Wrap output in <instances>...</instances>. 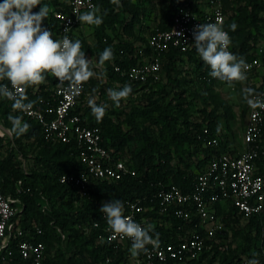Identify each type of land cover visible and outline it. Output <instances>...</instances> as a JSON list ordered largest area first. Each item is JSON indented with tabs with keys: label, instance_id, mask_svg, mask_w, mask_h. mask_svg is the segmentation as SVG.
Instances as JSON below:
<instances>
[{
	"label": "trees",
	"instance_id": "1",
	"mask_svg": "<svg viewBox=\"0 0 264 264\" xmlns=\"http://www.w3.org/2000/svg\"><path fill=\"white\" fill-rule=\"evenodd\" d=\"M94 1L95 8L100 9L98 14L102 15L103 23L99 27L81 24L76 37L82 42L86 57L92 60V70L101 67L98 72L100 82L92 91L94 94L91 92L94 77L85 83L83 94L71 112L79 114L84 124L98 126L103 144L133 167L135 173L125 174L116 180L96 179L88 191L81 194L72 185L59 181V176L64 172L84 169L77 157V142L73 138L68 142L46 139L37 121L13 112L10 102L0 99V116L5 119L4 124H0L4 128H11L8 121L10 114L22 115L23 120L30 125L28 132L20 137L10 133L6 140L0 135V188L5 194L11 195L10 192H13L14 198L18 200V210L12 217L13 229L3 251H10V254L5 260H0V264H32L18 251V243L22 240L44 244L43 264H117L129 261L132 256L129 251L131 243L113 246L101 241L97 237L100 227L92 225L93 221L102 219L99 211L102 203L111 199L141 204L145 209L139 215L148 217L144 224L153 226V235L155 237L158 233L160 242H175L193 232L205 238L203 228L193 212L188 219L178 217L170 210L160 212L157 192L170 183L184 191L190 190L196 173L204 169L214 154L220 150L230 153L237 150V146H231L229 142L231 132L228 122L231 115L228 107L217 101V95L212 91L213 84L219 80L209 77L208 67L194 47L183 51L170 48L162 54L158 73L164 70L166 81L160 87H157V77H149L142 83L130 80L121 72L140 60L137 54L139 48L149 51L146 42L151 30L170 26L176 6L188 2L198 10L199 4L205 0ZM42 3L50 8L49 17L44 19L42 27L53 32L57 39L58 20L53 12L66 10L67 5L63 0H42ZM156 3L159 7L154 9ZM221 5L224 12L223 27L231 37L232 52L248 61L255 54L256 46L264 43V0H221ZM39 7L33 11H39ZM233 23L237 25L235 31L230 27ZM85 26L89 27L93 42L84 32ZM107 47L113 49L114 59L100 66L99 54ZM261 59L264 63V52L261 53ZM181 60L191 63L198 81L205 87L206 95L202 99L205 104L211 105L209 108L207 105L199 108L197 115L190 108L191 99L183 90L176 88L179 80L173 75L174 65ZM116 65L120 70L115 69ZM258 73L256 69L248 72L245 86L240 90L243 123L248 106L244 100V90L252 88L257 91L264 86L249 82V78ZM57 82L49 74L41 85L27 88L28 99L36 101L34 107L42 109L56 102L52 88ZM125 84H130L133 89L126 99L128 108L108 106L103 120L97 122L88 105V97H95L97 104H106L102 92L104 85L118 89ZM168 84L172 87L171 95ZM122 114L124 117L120 119ZM221 119L225 121L224 127ZM204 128H207V132H203ZM211 136L220 137L218 145L205 144L204 141ZM22 138L29 140V144L35 147L34 158L42 169L27 172L14 159L13 147L8 145L11 142L20 143ZM255 165L256 172L264 171V154H259ZM41 180L39 191H49L51 205L48 209H43L39 202L36 184ZM214 207L216 213L221 215L227 231L222 235L206 237V245L196 257L183 262L168 261L167 264H239L242 255L264 260L258 250L264 215L243 217L228 202L217 201ZM18 229L21 231L19 234ZM67 243L72 246L71 250L65 248Z\"/></svg>",
	"mask_w": 264,
	"mask_h": 264
},
{
	"label": "built area",
	"instance_id": "2",
	"mask_svg": "<svg viewBox=\"0 0 264 264\" xmlns=\"http://www.w3.org/2000/svg\"><path fill=\"white\" fill-rule=\"evenodd\" d=\"M67 5L66 10H56L53 16L58 20V38L67 34L71 39H77V29L81 23L77 14L96 7L94 0H63ZM224 12L221 0H205L199 4L198 10L188 2L176 6L173 11L171 24L166 29H153L147 34L145 52L143 48L137 50L140 60L122 69L130 80L145 82L149 77L156 78L160 69L161 56L170 48L186 50L194 44L193 29L201 23H218L223 26ZM65 28L69 31L65 33ZM224 29V27H223ZM225 30V29H224ZM183 34L182 36L180 34ZM229 51L232 52L231 46ZM262 45L256 46L253 56L246 61L249 65L248 72L253 69L259 71L264 67L261 53ZM120 70L119 66H115ZM210 69L208 68V75ZM247 72V73H248ZM264 72L259 71L257 79L249 78L255 86L264 85ZM210 78H212L209 75ZM246 82V81H245ZM244 82V83H245ZM3 83H8L3 81ZM79 96L73 97L66 91L67 84L60 85L59 81L53 86L56 102L44 108L33 107L29 113H22L37 121L43 129L45 138L51 141L68 142L73 138L79 145L77 157L84 169L77 172H64L59 176V181L68 183L85 194L92 182L96 179L116 180L125 174L133 175L135 170L120 157L115 156L102 142L98 126L87 125L77 113L71 109L78 103L83 94L84 85ZM9 87L11 85L9 84ZM264 94V86L255 91ZM10 102V101H9ZM11 104V102H10ZM243 145L237 147L236 152L218 151L208 161L207 165L195 175L193 186L184 191L176 184L170 183L157 192L159 211H171L183 219L190 218L192 212L197 216L203 228L205 238L224 234L227 229L221 215L216 213L214 204L217 201L228 202L243 217L250 215H264V171L256 172L255 160L260 153L264 154V109L253 110L249 105L243 123ZM9 133L0 124L1 131ZM207 132V128L203 129ZM219 136L208 137L206 145H218ZM17 199L5 194L0 188V260H5L10 251H3L8 243L14 221L12 217L18 210ZM124 215L131 216L142 226L148 220L147 216L139 213L145 208L136 201H124ZM93 226L100 227L98 239L113 246L131 243V240L115 234L108 229L106 219L102 214L100 221L92 222ZM21 231L18 229L17 233ZM205 238L202 234L193 232L190 236L175 242H160L157 246L148 245L147 251L141 256H131L129 261L117 264H167L168 261L183 262L196 257L205 247ZM258 250L264 256V227H262ZM18 251L22 257L27 258L32 264H43L45 246L42 242L27 240L19 241ZM256 260L264 264L262 259H253L242 255L239 264H248Z\"/></svg>",
	"mask_w": 264,
	"mask_h": 264
},
{
	"label": "clouds",
	"instance_id": "3",
	"mask_svg": "<svg viewBox=\"0 0 264 264\" xmlns=\"http://www.w3.org/2000/svg\"><path fill=\"white\" fill-rule=\"evenodd\" d=\"M37 6H40L39 11H33ZM49 12V6L43 4L42 0L0 2V99L10 101L13 112L29 113L33 109L36 101L28 99L27 88L41 85L49 74L60 85L67 84L66 91L73 97L80 95L84 82L96 76L92 70V60L86 57L79 39L73 40L67 34L53 39L54 33L42 27ZM99 12V8L93 7L76 17L81 24L99 27L103 23ZM230 27L235 31L237 25L233 23ZM64 31L67 33L69 28ZM193 38L192 46L210 69L212 78L230 85L247 80L249 65L244 57L229 51L232 40L222 25L198 24L193 29ZM113 59V49L107 47L99 54L98 65L103 66ZM132 91V86L125 84L118 89L109 88L107 94L113 104L119 107ZM244 100L253 110L264 109V94H257L252 88L244 90ZM88 105L96 121L101 122L108 105L97 104L94 97L88 99ZM8 121L11 124L10 132L15 137L24 135L30 128L22 115L10 114ZM99 211L104 215L111 232L131 240L129 251L133 257L147 251L148 245L159 244V234L156 233L154 237L151 224L142 226L131 216L124 215L123 201L111 199L102 203ZM248 264H258V261L252 260Z\"/></svg>",
	"mask_w": 264,
	"mask_h": 264
},
{
	"label": "rangeland",
	"instance_id": "4",
	"mask_svg": "<svg viewBox=\"0 0 264 264\" xmlns=\"http://www.w3.org/2000/svg\"><path fill=\"white\" fill-rule=\"evenodd\" d=\"M158 7H159V4L156 3L154 4L153 8L157 9ZM84 29H85L84 32L87 34L89 41L93 42L94 37L92 36V33L89 27L85 26ZM53 39H55L54 36H53ZM262 44L264 43H260L259 45H262ZM100 68L101 67H98V70L97 69L94 70V72H96V76H94V79L91 83V92L95 89L96 86L99 85ZM259 71L264 72V67H260ZM195 74L196 73L193 71V67L191 66V63H188L185 60L178 61L174 65L173 75L176 76L179 80L176 88H178L179 90L180 89L183 90L185 94L191 99L190 108L192 112L195 113V115H197L199 108H201L204 105H207L206 107L209 108L211 105L205 104L204 100L202 99L203 95H206L205 87L202 83L198 81ZM253 75L254 76L252 78L254 80L257 79V75L256 76L255 74ZM157 81H158L157 87H160L165 83L166 79H165L164 70H161L157 74ZM244 82H238V85H239L238 86L236 82L230 85L223 81H216L212 87V91H214L217 95V101L221 102L223 105L228 107V112L231 115L229 118V122H228L229 132H231L229 142L231 146H237V147L243 145V127H244L243 119H242L243 117L242 115L243 98L241 96L240 90L242 87L245 86ZM167 86H168L167 89L170 91V95H171L172 87H170L169 84ZM108 89L109 88L104 85L102 92H103L104 97L106 98V101H107L106 104L109 107H114L115 105L108 97V94H107ZM115 107L117 109L119 108L127 109L128 108L126 104V100L121 101L119 107L117 106ZM122 117H124L123 114L120 116V119ZM244 118H245V115H244ZM4 120L5 119H3L2 116H0V122L4 124ZM220 122L222 126L224 127L225 121L221 119ZM122 126H124V123L122 124ZM6 129L8 130L9 133L4 132L3 130L1 132L3 135L2 137L7 140V138L10 137L11 132L8 126H6ZM19 142L20 143H16V144L11 142L10 145L8 146L13 147L12 148L13 157L16 161L20 162L21 168L27 172H30L33 169L37 171L42 169L41 165L34 158V155L36 153L35 147L32 144H29V140H26L25 138L20 139ZM36 187L38 188V191L41 189L42 180L36 184ZM12 193L13 192H10L11 196L14 198ZM48 195H49V191H43V190L39 191V202L43 209H48V207H50L51 205V202L48 199ZM63 243L64 245H66L65 240H63ZM65 248H67L68 250H71L72 246H69V244L67 243V246ZM132 260L133 259H130V262L133 263Z\"/></svg>",
	"mask_w": 264,
	"mask_h": 264
},
{
	"label": "crops",
	"instance_id": "5",
	"mask_svg": "<svg viewBox=\"0 0 264 264\" xmlns=\"http://www.w3.org/2000/svg\"><path fill=\"white\" fill-rule=\"evenodd\" d=\"M239 148H241V146Z\"/></svg>",
	"mask_w": 264,
	"mask_h": 264
}]
</instances>
